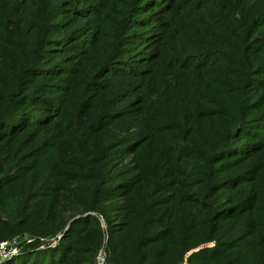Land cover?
<instances>
[{
  "label": "rangeland",
  "instance_id": "rangeland-1",
  "mask_svg": "<svg viewBox=\"0 0 264 264\" xmlns=\"http://www.w3.org/2000/svg\"><path fill=\"white\" fill-rule=\"evenodd\" d=\"M61 5L52 4L47 20L40 24L42 8H25L17 35H11L12 28L0 14V86L11 93V107L21 102L17 98L25 89L19 87L23 77L42 99L29 95V103L20 107L27 112L3 121L13 131L10 138L17 126L31 128L14 143L5 142L4 147L17 151L0 181L18 180L15 185L27 188L22 190L56 206L54 212L72 215L62 229L40 236L39 248L54 251L61 241L67 242V234L79 232L89 237L90 244L96 229L102 236L99 245H88L80 254L72 251L76 245H69L66 254L58 249L56 257L95 264L97 252L104 248L110 264H116L110 240L126 221L150 210L153 221L171 224V232L195 234V242L188 243L194 248L181 264L234 244H240L239 249L252 246L246 253L239 251V264H264V50L248 63L245 59L244 65L215 55L221 68L213 71L214 76L225 84L209 87L210 102L197 112L176 113L168 111L169 104L150 102V109L162 111L147 121L148 108V113H136L142 107L137 96L143 82L136 72L152 66L124 72L129 70L126 65L136 68L134 60L155 49L152 42H143L162 33L161 26L145 19L144 26L134 27L121 44V50L129 51L103 71L95 81L101 90L94 93V86L84 81L93 64L84 57L83 42L75 43L77 23L69 25L75 21L73 14ZM0 8H5L2 1ZM129 28L122 30L124 38ZM31 29L37 32L28 39ZM61 50L64 53H58ZM3 92L0 88V112L6 108ZM87 92L89 96L80 102ZM1 122L0 132L5 127ZM3 156L0 153V160ZM76 218L81 219L70 223ZM17 251L7 257L0 252V264L18 262L22 252Z\"/></svg>",
  "mask_w": 264,
  "mask_h": 264
},
{
  "label": "trees",
  "instance_id": "trees-1",
  "mask_svg": "<svg viewBox=\"0 0 264 264\" xmlns=\"http://www.w3.org/2000/svg\"><path fill=\"white\" fill-rule=\"evenodd\" d=\"M0 1L5 4L4 10L0 8V14H2L6 26L12 28L11 35H17L18 31L22 29L17 24L21 22L25 8H42L41 12L43 13L39 17L40 24L47 20L49 8L52 4L55 6L56 1L67 5L66 7L75 19L69 25L77 23L74 30H76V34H79V38H74L75 43L83 42L85 48L82 46L81 49L87 50L84 57H90L89 61L93 64L89 67L90 75L86 76L84 81L89 84V87L94 86V93L97 90L96 93H99L101 90L99 87L102 85L96 83L98 86H95V81L101 77L103 71L129 51L121 50V44L129 38L134 27L144 26L142 21L145 19L155 21L161 26L162 33L157 32L156 35L143 42L144 44L152 42L155 49L134 60L136 68H132L134 64L131 65V63L126 65L129 70L124 72L131 74L134 69L139 70L140 67L149 64L152 66L142 69V72H136V75H140L143 81L138 88L141 92L137 96L140 98L142 107L136 113L139 115L148 113L145 110L148 108L151 117L147 118V121L153 120V117L160 115L162 111L160 107H157V110L150 109L148 106L150 102H157L158 105L169 104L168 111L170 113H176L178 109L180 111L192 109L197 112L204 107V103L210 102L212 94L209 87L217 88L225 84L221 77L214 76L213 71L218 72L221 68L220 60L215 58V55H227V58L222 59L223 61L244 65L246 60L248 63L253 56L258 58V53L264 50V30H261L264 29V0ZM121 19L122 21H120ZM123 20L128 22L122 25L120 23ZM56 25L60 24L57 22ZM126 26L130 28L124 38L122 30ZM36 32L31 29L26 37L30 39ZM49 42L51 44L52 41L49 40ZM258 42L263 44L257 46L255 43ZM230 50L234 51L232 52L235 54L234 57ZM58 53L64 52L61 50ZM77 63L82 65L80 70L82 71L84 66L81 60L78 59ZM251 63L255 64V62ZM110 72L107 73L110 74ZM25 79L23 77L19 84L20 89L25 88L17 98L21 102L12 107L10 105L13 101L11 93L0 86L4 91L2 103L6 106L0 112V117H3L0 118L1 123L5 126H2L4 130L0 132V145H2L0 153H4L0 160V177L9 170L6 168H10L14 163L17 151L13 148L7 149L8 146L4 147L5 142L14 143L31 128V126L23 128L17 126L14 130L15 136L10 138L13 131L12 129L7 130L8 124H4L3 121L12 119L11 117L16 116L17 113L27 112L26 108L20 107L29 103L27 100L29 95L37 97L38 101L42 100L37 91L33 89L34 86L24 84ZM96 88L99 89L96 90ZM87 96H89V92L80 96V102ZM216 115L212 114L210 117ZM17 181L4 184L0 181V242L12 240L14 235L25 233L38 238L47 236L67 225L64 221H70L72 215L66 214L65 216L58 211L54 212L56 206L52 204L49 206L48 202H42L43 198L40 196L29 190H22L26 187L23 183L20 186L15 185ZM7 184L9 186H6ZM41 203H43L42 206H40ZM152 213L150 210L143 211L133 220L126 221L122 228L116 232L120 234L110 240L112 259L116 264H181L187 252L194 248L188 243L195 242V234L179 235L176 234L177 232H171L170 229H174L171 224L166 220L153 221ZM79 219L81 218H76L72 224ZM50 220L51 224H49ZM156 226H161V228L153 232ZM94 231L96 234L91 240L93 244H88L86 239L89 237H81L83 232H79L80 235L77 233L67 234L69 235L66 236L67 242L61 241L58 249L61 250V253L66 254L71 249L69 245L72 247L76 245L72 251L80 254L82 251H86L85 248L88 245L97 246L100 244L102 236L98 230ZM178 232L183 233L182 230H178ZM22 245L20 260L4 264H73L66 260V256L60 254L61 256L56 257V254H59L56 253L58 249L54 250L55 252L40 249L42 242L39 239ZM251 247L239 249L240 244H234L223 248L217 254L197 257L196 261L195 256H192L189 261H193L192 264H239L241 259L238 257L239 251L243 250L246 253Z\"/></svg>",
  "mask_w": 264,
  "mask_h": 264
},
{
  "label": "built area",
  "instance_id": "built-area-1",
  "mask_svg": "<svg viewBox=\"0 0 264 264\" xmlns=\"http://www.w3.org/2000/svg\"><path fill=\"white\" fill-rule=\"evenodd\" d=\"M39 238L31 234L25 233L23 236H17L16 238H13L12 240H3L0 242V252L5 257H7L10 255L11 252H14L16 250L20 252L21 247L23 246L22 245L23 243L24 244L31 243ZM41 242L43 244V241ZM95 264H110L108 253L104 248L100 249L97 252L96 257H95Z\"/></svg>",
  "mask_w": 264,
  "mask_h": 264
},
{
  "label": "water",
  "instance_id": "water-1",
  "mask_svg": "<svg viewBox=\"0 0 264 264\" xmlns=\"http://www.w3.org/2000/svg\"><path fill=\"white\" fill-rule=\"evenodd\" d=\"M72 221H74V219H72L70 223H72Z\"/></svg>",
  "mask_w": 264,
  "mask_h": 264
}]
</instances>
